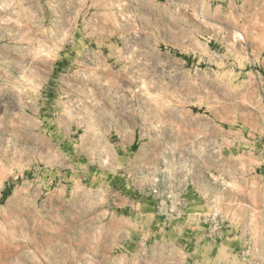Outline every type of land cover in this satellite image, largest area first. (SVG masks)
I'll return each mask as SVG.
<instances>
[{"label":"rangeland","instance_id":"374dc122","mask_svg":"<svg viewBox=\"0 0 264 264\" xmlns=\"http://www.w3.org/2000/svg\"><path fill=\"white\" fill-rule=\"evenodd\" d=\"M0 264H264V0H0Z\"/></svg>","mask_w":264,"mask_h":264},{"label":"crops","instance_id":"0c3cea01","mask_svg":"<svg viewBox=\"0 0 264 264\" xmlns=\"http://www.w3.org/2000/svg\"><path fill=\"white\" fill-rule=\"evenodd\" d=\"M108 133H110V136L113 137V136H116L117 138H110V139H119L121 141V138H123L124 136L128 135V137H135L136 138V133L135 131L131 130V129H128V128H119L118 131L112 129L111 131H108ZM122 144V142H120ZM114 144L116 145H119L117 142L114 141ZM119 148H122L121 150H119ZM131 148H132V145L131 144H125V145H120L119 147H116V154L117 152H119V154H122V155H129L131 153ZM121 151V152H120Z\"/></svg>","mask_w":264,"mask_h":264},{"label":"built area","instance_id":"2783aa9c","mask_svg":"<svg viewBox=\"0 0 264 264\" xmlns=\"http://www.w3.org/2000/svg\"><path fill=\"white\" fill-rule=\"evenodd\" d=\"M157 192H158V188H152V189H151V193H152V194H156Z\"/></svg>","mask_w":264,"mask_h":264}]
</instances>
